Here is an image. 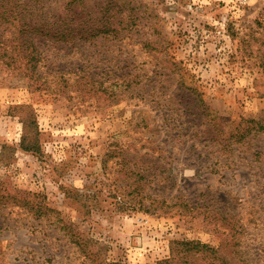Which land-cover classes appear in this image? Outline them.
Masks as SVG:
<instances>
[{
  "label": "rangeland",
  "instance_id": "374dc122",
  "mask_svg": "<svg viewBox=\"0 0 264 264\" xmlns=\"http://www.w3.org/2000/svg\"><path fill=\"white\" fill-rule=\"evenodd\" d=\"M83 1L134 21L91 67L63 47L64 79L103 87L34 92L0 73V264H264V0ZM191 242L217 258L172 254Z\"/></svg>",
  "mask_w": 264,
  "mask_h": 264
},
{
  "label": "trees",
  "instance_id": "16d2710c",
  "mask_svg": "<svg viewBox=\"0 0 264 264\" xmlns=\"http://www.w3.org/2000/svg\"><path fill=\"white\" fill-rule=\"evenodd\" d=\"M47 1L29 0V3L21 4V0H0V73H10L11 76L25 79L34 92L48 93L52 90L50 87H83L82 91L85 87H103L105 82L94 81L90 72L85 71L74 75L75 78L70 83L68 79H64L65 71L57 66L56 62L62 60L60 54L64 50L63 47H73L78 49L82 55L88 54L86 62L91 67L89 58L97 54L93 49L98 50V47L108 45L104 52L108 54L112 47H121L125 43L131 32L128 20L132 22L131 25L134 24L131 15L129 19L125 14L122 17L116 14L111 15L112 6L110 4L103 12L94 13L87 8L85 1L70 0L67 3V13L62 16L48 6ZM47 44L58 47L59 52L56 53V59L54 58L53 62L50 60L52 56L45 57V52L42 50V47ZM50 75L55 76L53 80L48 79ZM113 80L114 82L108 87L121 86L115 81H120V77L115 76ZM88 90L92 91V89ZM94 92L101 91L96 89ZM25 142L26 137L24 136L22 151L27 153L33 151V147L25 145ZM35 153L39 154L37 151ZM103 169L107 170L105 162ZM24 203L26 206L29 205L26 199ZM42 214L56 215L54 224L61 223L59 230L64 232V238L86 254L84 237L70 226L64 225L62 220L57 218L58 213L50 208L44 209L43 213L36 209V215L41 216ZM171 251L172 254L178 252L184 257L192 254H206L216 259L218 250L191 242L174 243ZM183 259L180 257L177 261L172 258L170 264H178Z\"/></svg>",
  "mask_w": 264,
  "mask_h": 264
}]
</instances>
